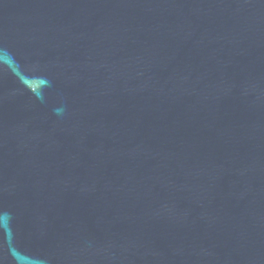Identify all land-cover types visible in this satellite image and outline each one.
I'll return each instance as SVG.
<instances>
[{"label":"water","instance_id":"obj_1","mask_svg":"<svg viewBox=\"0 0 264 264\" xmlns=\"http://www.w3.org/2000/svg\"><path fill=\"white\" fill-rule=\"evenodd\" d=\"M0 264H264V0H0Z\"/></svg>","mask_w":264,"mask_h":264}]
</instances>
